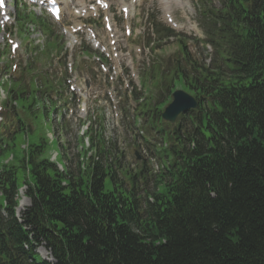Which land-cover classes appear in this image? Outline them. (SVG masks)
Listing matches in <instances>:
<instances>
[{
  "label": "trees",
  "instance_id": "trees-1",
  "mask_svg": "<svg viewBox=\"0 0 264 264\" xmlns=\"http://www.w3.org/2000/svg\"><path fill=\"white\" fill-rule=\"evenodd\" d=\"M219 15L223 29L212 32L231 58L154 80L167 92L178 81L200 114L195 129L174 127L151 201L135 191V175L126 189L115 143L93 139L90 159L59 169L45 133L19 119L25 148L11 150L15 135L0 145V264H264V0H222ZM37 92L11 88L32 119ZM22 185L30 204L16 216Z\"/></svg>",
  "mask_w": 264,
  "mask_h": 264
},
{
  "label": "rangeland",
  "instance_id": "rangeland-1",
  "mask_svg": "<svg viewBox=\"0 0 264 264\" xmlns=\"http://www.w3.org/2000/svg\"><path fill=\"white\" fill-rule=\"evenodd\" d=\"M85 2H87V0H84ZM190 1V0H185ZM77 0H69V4L67 7H63V9L65 11L68 12V15L65 16V19L62 20V22L60 24H55L53 30L54 33H58L60 32V26L62 24L65 25H71V24H75L78 23V20H76L74 18V15L71 13V10L75 9L77 5ZM189 5V4H188ZM119 6L116 2L113 3V7L111 8V14L113 17V26L115 29V33H116V40H117V44L116 46L120 49L121 51V55H124L126 53L125 48L126 47H131L132 43L134 42H139L143 40V35L142 33H140V31H142L143 26H146L143 22H146V17H147V13H146V8H149V12H151L152 14L156 15L154 16L155 18V22H158L162 19V14L160 13L161 10L160 8H158V6H156V4L154 5L153 3L151 4H140L139 6H135L133 12L135 13V15H137L136 18L131 19L130 25L132 28V36L127 40L126 38H124V36L122 35V31H121V27H120V23L118 22V13H119ZM200 9H202V7L200 6ZM172 10L174 11V13L176 14L177 18L182 20L184 25L182 27V31L185 32L186 35L188 36H193L195 35L196 37H200L197 38L199 40H204V38L206 37L203 33V29L204 26L202 24V22L200 21L202 16H199L197 14L196 11V17H195V10H193V13L189 19V21H185L184 20V12L182 10H180L179 8L175 7L174 5H172ZM120 14V13H119ZM23 16V15H21ZM189 26V28H185V26ZM193 29V30H192ZM100 31H102V29H100ZM180 32V31H177ZM145 40V38H144ZM21 41L23 44H29L32 43V41L28 40L27 36H25L24 38H21ZM105 44H107V42H104ZM202 41H200V49L199 53L200 54H195V52L193 53L195 56L200 57V59H196L198 61H203L206 65L213 62V60L216 62V55H214V57L212 56V54L208 53L207 50L204 49V45H202ZM176 43L174 39H170L169 41L167 40L162 47H160L158 50L155 51V53L157 54V56L159 57V59H162V62L167 63L166 58L168 59V62L170 61L168 58L167 53H169L172 50L176 49ZM192 53V52H191ZM166 56V58H165ZM203 57V58H201ZM213 57V58H212ZM45 57L42 56V59L44 60ZM209 58H212L211 60H209ZM195 59V58H194ZM138 67V65H137ZM1 72V71H0ZM176 87L175 89H179L180 83L177 81L176 82ZM140 81L137 83L136 85V89H140ZM3 90V89H2ZM147 93H149L150 95H155L157 94V90L155 89L154 86H150L148 88H146ZM145 91V92H146ZM95 96V100H97L98 102H104L103 99H100V97L96 94H94ZM43 102L42 101H38L37 104H35V108H37V112L34 114V118L32 121V128L36 131V132H40V133H45L46 134V140H47V144L45 147L46 153L47 154H51L52 158H54L55 153L57 154L56 156V162L59 164L64 165V161L65 159L69 156V150H68V142H67V137L65 136V133L62 130V124H61V118H62V109L61 106L56 105L55 101H51L48 105H46V108L44 110L43 108ZM134 103L131 102V106H133ZM101 108H103L102 112L104 114L103 118H104V123L101 124L102 127L105 128L103 134L107 139H111L114 137L113 134V129L115 128L114 125V121L113 119H115L112 114L110 109H108L104 103L100 104ZM55 112V115H53ZM96 114V113H94ZM81 117L83 118L84 116L81 115ZM72 120V119H71ZM77 126H78V121L76 122ZM134 129H137V124H133L132 122H130ZM74 125V120H72V135L74 136L75 134L79 135L80 132H78V127ZM145 127L147 129H149L148 123H145ZM54 128L56 130H54ZM164 129H167V127L164 125L163 126ZM150 132H155L156 128H152L149 129ZM118 132V131H117ZM117 132H115V134H117ZM121 134V133H120ZM119 134V135H120ZM15 139H14V145L12 146L11 150L15 153H19L21 152V148L23 147V144H26L27 142V138L25 135H23V132L21 131H17L15 133ZM68 136V135H67ZM31 136H29L30 138ZM129 137V136H128ZM130 138V137H129ZM73 139V138H72ZM124 139V141H123ZM131 139V138H130ZM81 142V140H80ZM131 141L128 138L125 137H120L117 139V147L122 151L123 153V161L127 162L129 164L130 168H135L137 167V164L134 162V157H132V151H133V147L129 146V143ZM168 143H167V147H168ZM77 146L76 144L72 145V153H76L77 152ZM75 151H74V149ZM70 149V147H69ZM152 157H154L153 161L154 164L152 165L153 169L156 170L158 168V165H161L164 160L163 158L158 159V156L156 153H151L149 154ZM73 164V163H72ZM74 167V164L72 165ZM157 166V168H155ZM106 187L109 189L112 187L110 180L107 178L106 180ZM139 186H138V192L140 193V197H144L145 192L150 193L153 188H152V184L150 183V180L148 178V180L141 182V179L138 181ZM130 188V187H129ZM142 190H144V193L142 192ZM23 191L24 188H22L19 191V195H20V199H19V207L17 208V211L20 212V210H23L27 205H28V199H26L23 196ZM38 253L40 254L41 257L44 258H49V252L43 247V246H39L37 249Z\"/></svg>",
  "mask_w": 264,
  "mask_h": 264
},
{
  "label": "water",
  "instance_id": "water-1",
  "mask_svg": "<svg viewBox=\"0 0 264 264\" xmlns=\"http://www.w3.org/2000/svg\"><path fill=\"white\" fill-rule=\"evenodd\" d=\"M195 107L194 99L183 91H175L173 93L172 102L165 108L162 117L173 122L176 116L189 108Z\"/></svg>",
  "mask_w": 264,
  "mask_h": 264
}]
</instances>
